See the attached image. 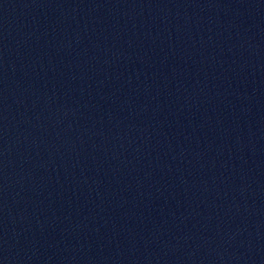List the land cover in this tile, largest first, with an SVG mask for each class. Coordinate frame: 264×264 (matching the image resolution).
I'll return each instance as SVG.
<instances>
[{
	"label": "water",
	"instance_id": "95a60500",
	"mask_svg": "<svg viewBox=\"0 0 264 264\" xmlns=\"http://www.w3.org/2000/svg\"><path fill=\"white\" fill-rule=\"evenodd\" d=\"M0 264H264V0H0Z\"/></svg>",
	"mask_w": 264,
	"mask_h": 264
}]
</instances>
